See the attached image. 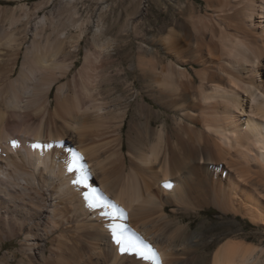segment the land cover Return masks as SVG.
Wrapping results in <instances>:
<instances>
[{
  "label": "bare ground",
  "instance_id": "1",
  "mask_svg": "<svg viewBox=\"0 0 264 264\" xmlns=\"http://www.w3.org/2000/svg\"><path fill=\"white\" fill-rule=\"evenodd\" d=\"M110 223L161 264H264V0H0V264H156Z\"/></svg>",
  "mask_w": 264,
  "mask_h": 264
},
{
  "label": "snow or ice",
  "instance_id": "2",
  "mask_svg": "<svg viewBox=\"0 0 264 264\" xmlns=\"http://www.w3.org/2000/svg\"><path fill=\"white\" fill-rule=\"evenodd\" d=\"M11 145L13 148H18L19 142L17 140H12ZM33 149H43L45 147L51 148V144H42L40 142L33 143L31 145ZM83 159L78 153L72 154V162L68 163L67 170L69 172L78 171L79 176L76 180L73 181L74 184H86L88 179V174L83 171L84 165H77L75 161ZM167 187H171V184H167ZM85 198L88 200V206L90 208H104L110 209L108 211H103L101 214L105 217H112L113 220L119 214H122V210L119 209L113 202L105 200L100 194L99 191L95 188L92 189L91 193H86ZM108 227L111 230L112 238L115 240L116 244L120 246V251L122 253L133 252L137 253L144 260L156 261V264H161L159 260V254L156 250L150 245L145 243L142 238L138 236L133 237L124 234V225L119 223H110Z\"/></svg>",
  "mask_w": 264,
  "mask_h": 264
},
{
  "label": "rangeland",
  "instance_id": "3",
  "mask_svg": "<svg viewBox=\"0 0 264 264\" xmlns=\"http://www.w3.org/2000/svg\"><path fill=\"white\" fill-rule=\"evenodd\" d=\"M197 1H200V0H197ZM80 12L85 13V9L82 8L80 10ZM68 15H69L68 10H66V8H64V7L59 6V8H58V17L61 18V19H66ZM210 214H211V217H213L214 219H219L218 212L214 208L211 210ZM252 228H253V225L250 224V223H248L247 224L248 231H252ZM251 239L252 240H255V241H258L260 238H259V236L253 235V236H251ZM6 247L9 250H15V249H17V247H18L17 240L8 241Z\"/></svg>",
  "mask_w": 264,
  "mask_h": 264
}]
</instances>
